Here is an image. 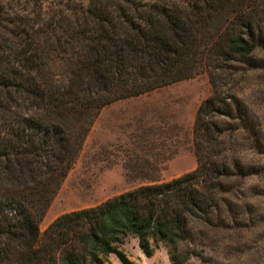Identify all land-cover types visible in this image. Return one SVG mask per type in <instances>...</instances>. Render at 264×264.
<instances>
[{
	"label": "trees",
	"instance_id": "1",
	"mask_svg": "<svg viewBox=\"0 0 264 264\" xmlns=\"http://www.w3.org/2000/svg\"><path fill=\"white\" fill-rule=\"evenodd\" d=\"M263 19L264 0L0 2V264H137L122 248L127 237L151 257L153 241L185 242L192 223L236 215L228 180L263 167L242 164L224 135L251 132L261 152L234 89L235 65L259 48ZM201 72L212 92L195 111L192 171L60 214L40 231L101 108ZM226 119L237 123L224 128Z\"/></svg>",
	"mask_w": 264,
	"mask_h": 264
},
{
	"label": "rangeland",
	"instance_id": "2",
	"mask_svg": "<svg viewBox=\"0 0 264 264\" xmlns=\"http://www.w3.org/2000/svg\"><path fill=\"white\" fill-rule=\"evenodd\" d=\"M9 0H0L4 3ZM43 9L73 2L86 7L88 0H37ZM183 4L188 0H142ZM232 7L227 6L215 25L223 24ZM264 29V19L261 22ZM235 95L246 107L256 127L260 151L252 134L242 131L229 138L236 144L238 159L245 166L263 167L256 176L231 178V193L224 197L236 215L213 216L211 225L192 223L190 238L171 245L153 241L151 257H145L137 239L127 237L122 245L137 264H172L170 255L182 264H264V35L259 48L245 63L235 65ZM212 92L206 72L160 87L118 106L98 112L73 166L63 177L39 223L42 232L60 214L92 207L140 185L171 180L196 166L192 124L199 103ZM118 107V108H117ZM117 108V109H116ZM114 109V110H112ZM118 112V116L117 113ZM92 112L89 111V115ZM119 117V118H118ZM236 121L223 120L224 128ZM114 264L118 261L111 256Z\"/></svg>",
	"mask_w": 264,
	"mask_h": 264
},
{
	"label": "crops",
	"instance_id": "3",
	"mask_svg": "<svg viewBox=\"0 0 264 264\" xmlns=\"http://www.w3.org/2000/svg\"><path fill=\"white\" fill-rule=\"evenodd\" d=\"M135 97H137V96H135ZM132 98H134V97L127 98V99H132ZM124 100H125V99L115 101V102H113V103L107 105V107H108V108H111V107H113V106H118V104H120V102H122V101H124ZM105 107H106V106H105ZM117 108H118V107H117ZM117 108H116V109H117ZM112 110H114V109H112ZM116 114H117V116H118V112H117ZM118 118H119V117H118Z\"/></svg>",
	"mask_w": 264,
	"mask_h": 264
}]
</instances>
